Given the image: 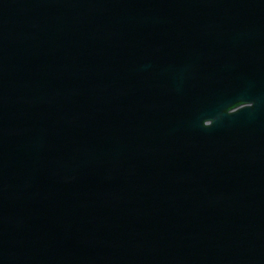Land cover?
Instances as JSON below:
<instances>
[{"label": "water", "instance_id": "95a60500", "mask_svg": "<svg viewBox=\"0 0 264 264\" xmlns=\"http://www.w3.org/2000/svg\"><path fill=\"white\" fill-rule=\"evenodd\" d=\"M0 264H264V0H0Z\"/></svg>", "mask_w": 264, "mask_h": 264}]
</instances>
